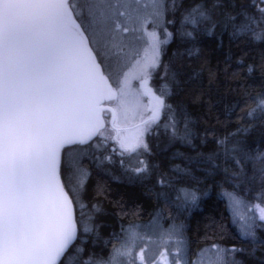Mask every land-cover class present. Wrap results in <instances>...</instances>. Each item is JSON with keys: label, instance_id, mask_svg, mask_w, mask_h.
<instances>
[{"label": "snow or ice", "instance_id": "6c2138e0", "mask_svg": "<svg viewBox=\"0 0 264 264\" xmlns=\"http://www.w3.org/2000/svg\"><path fill=\"white\" fill-rule=\"evenodd\" d=\"M220 71L238 95L213 123ZM152 135L187 151L151 163ZM117 164L158 205L138 254V231L98 222ZM217 188L236 234L189 235L177 217ZM0 264H264V0H0Z\"/></svg>", "mask_w": 264, "mask_h": 264}, {"label": "trees", "instance_id": "16d2710c", "mask_svg": "<svg viewBox=\"0 0 264 264\" xmlns=\"http://www.w3.org/2000/svg\"><path fill=\"white\" fill-rule=\"evenodd\" d=\"M174 48V44L167 47L169 55ZM227 52V37L224 38L222 49L218 51L212 50V47L206 49V55L209 58L210 65L215 68L217 61L219 60L221 62L219 66L223 69L225 67L223 60ZM165 60H167V56H165ZM203 87L206 91L209 87L206 74L203 81ZM237 89L238 85L232 80L230 73L225 74L223 71H220L218 79L211 85V93L204 97L205 101L211 100L214 104L218 101L220 102L217 107L213 108V123L215 122V115L219 113L224 104L234 102L235 97L238 95ZM184 101L188 105V110L192 113L193 119L202 122L207 118V104H193L191 97L188 95L184 96ZM169 102L173 103V101ZM253 136L258 138L259 133H253ZM148 140L152 149V156L143 158L150 160L151 163L163 164L166 166L168 163V157L171 156L172 151H187V148L181 144H177L176 148L171 151L164 150L166 140L163 136L158 139L155 135H152L148 137ZM175 162L180 163L179 160ZM129 176L130 174H126L123 169L120 168L119 164H117L115 165L111 176L100 177V179L106 183L108 188L107 199L102 198L101 206L104 209V215H102L98 221L105 225L101 229L104 240H108L113 232H120L121 227L127 229V227L134 224H146L150 222L154 210L158 207L155 199L147 192L146 188L139 182H130ZM145 183L150 186L151 183H155V179L153 178L151 182L146 181ZM203 187L204 186L201 185V188ZM219 191L220 189L218 188L210 191L209 195L202 199L199 207L193 208L190 213H183L177 217L176 222H183L189 235L195 234L197 230L202 234L205 230V226L209 224L210 217L215 218L217 221H221V218L223 217L222 222L228 226L229 232L236 234L237 227L231 224L229 213L225 207V202L218 195ZM258 192L259 189H254L250 194L246 195V201L248 203L260 202L256 199ZM116 201H120L124 205L125 211L128 212L127 215L121 214L120 208L115 206ZM137 206H139V208ZM172 209L175 210L171 207L165 210V217ZM133 211H136L137 214L133 215ZM168 223H170V221ZM164 226L167 227V223H165ZM115 242L116 241H113V243ZM237 246H239L238 242ZM101 248H103V244L98 246L95 250L100 252ZM110 249L111 244H109L107 248H104L103 254L106 256Z\"/></svg>", "mask_w": 264, "mask_h": 264}, {"label": "rangeland", "instance_id": "374dc122", "mask_svg": "<svg viewBox=\"0 0 264 264\" xmlns=\"http://www.w3.org/2000/svg\"><path fill=\"white\" fill-rule=\"evenodd\" d=\"M163 38V37H162ZM146 47V44H143V43H141V44H139L138 46H137V50H138V52H139V55H143V49ZM129 67H131V64L129 65ZM128 69H125V71H127ZM145 103H147V100H145ZM255 203H257V202H255ZM255 203H249V204H255ZM171 213H172V215L173 216H177V213H176V211L175 210H171ZM168 215V214H167ZM149 224V222L148 223H146V224H134V225H131V226H129V227H127V229H129V228H132V229H135L136 231H138V233H139V236H140V238L139 239H137V241H136V248H135V251H136V253L138 254L139 253V249L141 248V247H143L144 246V243L146 242L143 238H144V236H145V234H146V226ZM237 227V226H236Z\"/></svg>", "mask_w": 264, "mask_h": 264}]
</instances>
